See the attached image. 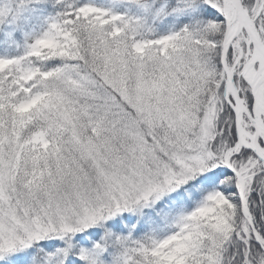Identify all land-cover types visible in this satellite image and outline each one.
Masks as SVG:
<instances>
[{"label": "snow or ice", "instance_id": "1", "mask_svg": "<svg viewBox=\"0 0 264 264\" xmlns=\"http://www.w3.org/2000/svg\"><path fill=\"white\" fill-rule=\"evenodd\" d=\"M0 264H264V0H0Z\"/></svg>", "mask_w": 264, "mask_h": 264}]
</instances>
